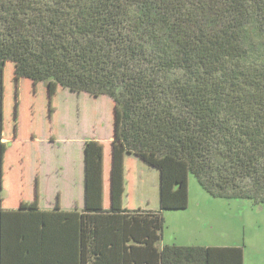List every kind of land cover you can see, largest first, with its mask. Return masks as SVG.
Masks as SVG:
<instances>
[{
    "label": "trees",
    "instance_id": "trees-1",
    "mask_svg": "<svg viewBox=\"0 0 264 264\" xmlns=\"http://www.w3.org/2000/svg\"><path fill=\"white\" fill-rule=\"evenodd\" d=\"M190 175L264 206V0H0V264H243L158 246Z\"/></svg>",
    "mask_w": 264,
    "mask_h": 264
},
{
    "label": "rangeland",
    "instance_id": "rangeland-1",
    "mask_svg": "<svg viewBox=\"0 0 264 264\" xmlns=\"http://www.w3.org/2000/svg\"><path fill=\"white\" fill-rule=\"evenodd\" d=\"M132 171L129 203L133 208H156L158 180L154 169L130 155ZM184 209L164 213L162 244L239 247L244 264H264V206L246 200L210 196L190 175Z\"/></svg>",
    "mask_w": 264,
    "mask_h": 264
},
{
    "label": "crops",
    "instance_id": "crops-1",
    "mask_svg": "<svg viewBox=\"0 0 264 264\" xmlns=\"http://www.w3.org/2000/svg\"><path fill=\"white\" fill-rule=\"evenodd\" d=\"M137 157V156H136ZM127 158V157H126ZM138 159H139V157H138ZM140 160V159H139ZM141 161V160H140ZM141 164H143L142 162H141ZM143 165H145V164H143ZM147 167H149L148 165H146ZM150 168H152V169H154L155 171H156V173H157V180H158V201L160 202V186H159V173H158V171L155 169V168H153V167H150ZM132 182H133V180H132ZM125 184H126V189H125V192H124V194H123V198H122V206L124 207L125 205H127V204H129L130 205V203H129V199H130V194L131 193H129L128 194V189H127V183H126V180H125V182H124ZM132 186H133V184L131 185V191H132ZM160 204V203H159ZM159 204H158V206L156 207V208H158L159 207ZM130 207L131 208H133L131 205H130ZM137 208H142V207H137ZM156 208H148L147 206H145L144 207V209H156ZM174 212V211H173ZM172 211H169L168 213H173ZM164 215V214H163ZM164 221V220H163ZM163 227V226H162ZM161 241H162V237H161ZM161 241H160V243L158 244V246L159 247H161V246H163V245H165V244H162L161 243ZM166 245H171V244H166ZM175 245V244H174ZM200 245H202V244H200ZM178 246H196V245H194V244H183V245H178ZM199 246V245H198ZM209 246V245H208ZM243 264H244V259H243Z\"/></svg>",
    "mask_w": 264,
    "mask_h": 264
}]
</instances>
